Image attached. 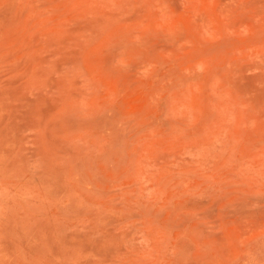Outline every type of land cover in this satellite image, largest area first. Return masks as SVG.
Here are the masks:
<instances>
[{"label":"rangeland","instance_id":"obj_1","mask_svg":"<svg viewBox=\"0 0 264 264\" xmlns=\"http://www.w3.org/2000/svg\"><path fill=\"white\" fill-rule=\"evenodd\" d=\"M0 264H264V0H0Z\"/></svg>","mask_w":264,"mask_h":264}]
</instances>
